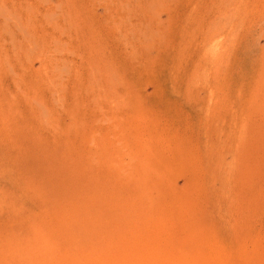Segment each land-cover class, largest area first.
<instances>
[{
    "label": "rangeland",
    "instance_id": "obj_1",
    "mask_svg": "<svg viewBox=\"0 0 264 264\" xmlns=\"http://www.w3.org/2000/svg\"><path fill=\"white\" fill-rule=\"evenodd\" d=\"M0 264H264V0H0Z\"/></svg>",
    "mask_w": 264,
    "mask_h": 264
}]
</instances>
